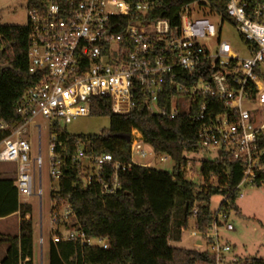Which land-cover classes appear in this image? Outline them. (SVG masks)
<instances>
[{"label":"built area","instance_id":"built-area-1","mask_svg":"<svg viewBox=\"0 0 264 264\" xmlns=\"http://www.w3.org/2000/svg\"><path fill=\"white\" fill-rule=\"evenodd\" d=\"M42 1L29 7L28 21V71L38 82L17 104L25 121L0 142V162L17 165L19 197L35 192L31 173L35 168L41 180L43 157L41 151L32 156L30 134H38L41 146L43 130L48 129L50 177L57 181L63 170V155L57 148L63 144L55 130L91 115L97 97L109 99L114 114L140 108L169 119L186 115L199 124L200 150L229 154L240 162L239 197L246 187L264 185V78L257 73L264 75V0H222V6L216 0H190L178 9L176 24L156 14L162 0ZM212 18L219 20L218 25ZM227 23L248 42L249 57L240 58L221 39ZM209 97L222 102L221 111L217 103L208 106ZM38 117L44 124L36 122ZM130 142L131 160L124 163L111 154L88 153L91 141L79 139L73 158L82 164L79 175L84 186L100 184L103 195H113L121 188V171L133 165L153 167L152 161L139 164L134 156L167 159L148 151L136 129ZM189 165L185 172L191 171ZM42 193L40 185L38 194ZM52 201L51 223L57 224L58 216L63 226L73 223L68 200ZM229 209L219 205L212 211L210 229L193 233L201 236L198 244L206 245L202 251L218 264H225L223 258L232 251L220 236L222 227L233 230ZM52 240L109 246L108 238L88 237L78 227L58 231Z\"/></svg>","mask_w":264,"mask_h":264},{"label":"trees","instance_id":"trees-1","mask_svg":"<svg viewBox=\"0 0 264 264\" xmlns=\"http://www.w3.org/2000/svg\"><path fill=\"white\" fill-rule=\"evenodd\" d=\"M28 1V8L35 2L44 4L42 0ZM188 1L162 0L156 14L176 24L178 9ZM216 1L222 6V0ZM29 36V24L0 25V142L25 121L16 107L38 82V77L28 71ZM257 73L264 78L260 70ZM206 101L210 107L211 103H217V110H222L218 98L209 97ZM91 115L109 117V128L89 135L70 134L65 127L55 130L58 143L63 144L57 148L63 155V170L51 197L52 200L63 197L70 203L74 222L65 224L66 229L78 227L88 237L108 238L109 246L104 249L80 241L54 243L51 239L48 264H218L205 251L179 248L169 242L182 240L190 219L195 220L198 232L210 229L213 220L210 201L214 195L224 196L222 209H236L237 186L242 179L240 162L221 152L213 160L200 161L199 185L187 178L184 170L189 162L185 154L201 151L197 122L184 114L169 119L140 108L128 114H114L111 101L101 97L93 99ZM135 129L155 152L175 161L173 171L133 165L119 173L121 188L113 195H103L100 184L85 187L79 175L82 164L73 158L77 141L87 138L91 141L88 153L111 154L125 163L131 160V142L123 136H131ZM31 212V205L20 201L15 179L5 177L0 167V218L14 213L20 217L17 234L0 233V245H6L0 264H34V226L28 217ZM57 224H61L60 216ZM58 231L57 227L54 233ZM226 264H264V258L249 257Z\"/></svg>","mask_w":264,"mask_h":264},{"label":"rangeland","instance_id":"rangeland-1","mask_svg":"<svg viewBox=\"0 0 264 264\" xmlns=\"http://www.w3.org/2000/svg\"><path fill=\"white\" fill-rule=\"evenodd\" d=\"M28 0H0V25H26L29 21ZM218 25V19H211ZM221 39L228 41L233 49L238 52L240 58H247L250 56L249 51L242 41L241 36L235 26L227 23L224 26L221 34ZM264 72V67H262ZM37 123L44 124V119L38 117ZM110 126V119L107 116L96 117L88 115L85 117H78L69 124H64L68 133L74 135H89L98 134L103 129H108ZM32 129L33 127L30 126ZM41 146L39 145L38 134L34 131L30 134V141L32 143V156L35 157L41 151L43 157V166L40 172L35 168L31 173L34 176L35 192L30 197L20 196V201L28 203L32 207V212L29 218H32L34 226V264H41V235L43 238L44 259L42 264H48V248L49 242L54 235V231L59 228V231H65L66 228L62 224L51 223V210L53 207L52 190L56 185V181L50 177V161L48 159L50 133L43 130L41 135ZM148 151L153 148L150 144H144ZM163 155V154H161ZM165 161H160L159 157L151 156L148 160H141L134 156L139 163L152 161L153 167L165 171L172 172L175 161L166 156ZM185 157L189 159L190 172H186V177L192 179L193 182L201 185L202 180L199 176L200 161L213 160L217 157L215 151L201 150L198 153H186ZM196 163H195V161ZM6 164H3V166ZM12 165V164H7ZM10 169L15 172L16 167L10 166ZM40 185L43 193L40 196L38 190ZM243 196L238 197L236 201V209L230 211L228 222L233 225V230L226 231L223 227L220 229V236L222 240L232 247V251L223 258L224 263L234 262L238 259H246L249 257L264 258V185L260 187H246L242 191ZM224 196L221 194L214 195L210 201L211 210H216ZM17 217L9 221H0V233L16 234L18 231ZM195 220L190 219L189 226L183 231L182 240L179 242L170 241L171 246L186 248V249H205L206 245L201 246L198 241L201 236L196 233ZM6 245H0V258L4 255Z\"/></svg>","mask_w":264,"mask_h":264},{"label":"crops","instance_id":"crops-1","mask_svg":"<svg viewBox=\"0 0 264 264\" xmlns=\"http://www.w3.org/2000/svg\"><path fill=\"white\" fill-rule=\"evenodd\" d=\"M3 164H6V165L3 166ZM7 164H9V163L1 162V166L0 167H1L2 173L4 174L5 177H12V178L15 179L16 178V175H17V165L15 163H10L12 165H7ZM10 166H15L16 167L15 172L10 169ZM15 217H17V221L16 220L15 221H16L17 226H18V231H17V233H18L19 232V225H20V217H19V214L18 213H14V214H12V215H10L8 217H5V218H0V221H9L10 219L15 218ZM41 237H42V235H41ZM43 244H44V242H43ZM43 244L41 243V256H43V259H44V248H43ZM43 259L41 258V264L43 263Z\"/></svg>","mask_w":264,"mask_h":264},{"label":"water","instance_id":"water-1","mask_svg":"<svg viewBox=\"0 0 264 264\" xmlns=\"http://www.w3.org/2000/svg\"><path fill=\"white\" fill-rule=\"evenodd\" d=\"M123 137H125L127 141H130L131 140V136L130 135H124Z\"/></svg>","mask_w":264,"mask_h":264}]
</instances>
